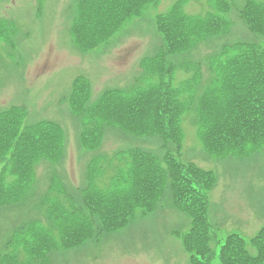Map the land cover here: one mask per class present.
I'll return each mask as SVG.
<instances>
[{"label":"trees","instance_id":"obj_1","mask_svg":"<svg viewBox=\"0 0 264 264\" xmlns=\"http://www.w3.org/2000/svg\"><path fill=\"white\" fill-rule=\"evenodd\" d=\"M212 1L217 12L206 16L188 14L189 0H178L156 15L160 44L141 62L147 81L106 90L97 99L87 79L74 81L69 102L79 118V141L85 151L96 153L106 133L120 129L132 138L158 136L161 154L128 148L111 160L93 156L80 197L56 191L62 198L47 200V223L17 228L0 252V264H23L14 250L16 243H22L27 259L45 263L59 247H78L125 227L137 214L154 212L167 193L173 206L191 218L190 230L181 236L191 264H211L217 237L208 220L209 193L217 177L181 160L182 119L189 113L195 116L205 149L217 157L245 155L264 145V1L243 0L239 9L242 23L260 39L220 48L208 62L211 78L204 79L203 67L186 59L187 52L208 38L228 35L233 27L229 14L234 4ZM157 3L78 0L72 37L82 51L93 50ZM14 31L13 24L0 19V39L11 42ZM179 71L187 74L183 81H176ZM26 116L20 107L0 112V210L15 206L32 190L40 162L56 163L64 154L61 125L42 121L27 126ZM104 177L108 183L101 186ZM220 245V264H264V227L249 242L231 233Z\"/></svg>","mask_w":264,"mask_h":264},{"label":"rangeland","instance_id":"obj_2","mask_svg":"<svg viewBox=\"0 0 264 264\" xmlns=\"http://www.w3.org/2000/svg\"><path fill=\"white\" fill-rule=\"evenodd\" d=\"M73 1L3 0L0 3V18L17 25L11 43L5 41L0 46V111L21 107L27 112L25 125L55 121L62 125L65 134L61 160L41 162L27 198L7 211H0V251H4L19 226L36 221L47 223L50 203L47 200L62 198L56 191L63 189L79 198V188L87 184L92 155L80 145L79 119L68 101L74 79L82 76L89 80L93 99L105 90L129 89L147 81L141 62L160 44L155 29L156 15L169 11L177 0H158L110 42L89 52L80 50L70 33ZM228 1L235 4L230 12L231 33L206 40L186 54V59L201 64L204 79L211 78L208 62L220 47L260 39L238 19L243 0ZM185 11L204 15L210 11V5L207 0H189ZM186 78L184 71L177 72L176 81ZM195 120L192 113L182 119L181 160L213 171L217 177L216 187L210 193L208 220L218 237L213 244L216 255L211 264H220V243L230 233H237L249 242L264 227V145L245 155L213 156L206 151ZM127 147L161 154L158 136L131 138L125 134L123 137L118 130L108 135L100 154L111 160L117 151ZM168 147L173 146L168 144ZM107 183L106 177L99 180L101 186ZM158 206L146 216L138 214L117 231L104 233L75 248L59 247L43 264H191L181 237L191 228L190 217L175 209L168 193ZM24 264L42 263L35 260Z\"/></svg>","mask_w":264,"mask_h":264}]
</instances>
